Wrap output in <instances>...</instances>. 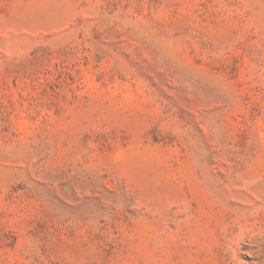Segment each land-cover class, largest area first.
<instances>
[{
  "label": "rangeland",
  "instance_id": "obj_1",
  "mask_svg": "<svg viewBox=\"0 0 264 264\" xmlns=\"http://www.w3.org/2000/svg\"><path fill=\"white\" fill-rule=\"evenodd\" d=\"M0 264H264V0H0Z\"/></svg>",
  "mask_w": 264,
  "mask_h": 264
}]
</instances>
